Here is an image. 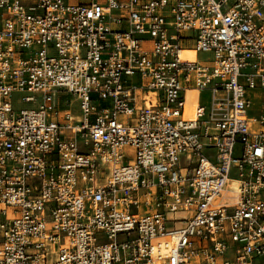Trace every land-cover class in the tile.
Here are the masks:
<instances>
[{
	"label": "built area",
	"instance_id": "2783aa9c",
	"mask_svg": "<svg viewBox=\"0 0 264 264\" xmlns=\"http://www.w3.org/2000/svg\"><path fill=\"white\" fill-rule=\"evenodd\" d=\"M257 89L264 0H0V264H264Z\"/></svg>",
	"mask_w": 264,
	"mask_h": 264
},
{
	"label": "rangeland",
	"instance_id": "374dc122",
	"mask_svg": "<svg viewBox=\"0 0 264 264\" xmlns=\"http://www.w3.org/2000/svg\"><path fill=\"white\" fill-rule=\"evenodd\" d=\"M70 1H77V0H70ZM211 58V54L209 53H200L199 54V59L205 63H209V60ZM146 93H149L151 95V91H147L145 93L142 94V100L145 101L146 100V96L145 94ZM250 97L252 98L253 100V107L252 109L250 110V114H255V115H258L259 114V111H260V106L262 103H264V90L263 89H257V90H252L250 91ZM23 95L20 94V93H15L13 94V101H14V105L15 107L17 108H22L24 106H28V105H24L20 102V99ZM94 97H96V95H93ZM75 97L73 96H60L59 98V103H60V106H61V109H65L68 105H67V100H74ZM209 99H210V95L208 92H205L202 94V101H203V104L207 105L209 103ZM79 103L74 101L72 103V112L75 113V114H78L80 112L79 110Z\"/></svg>",
	"mask_w": 264,
	"mask_h": 264
},
{
	"label": "bare ground",
	"instance_id": "6f19581e",
	"mask_svg": "<svg viewBox=\"0 0 264 264\" xmlns=\"http://www.w3.org/2000/svg\"><path fill=\"white\" fill-rule=\"evenodd\" d=\"M183 54H185V57H187L188 59H191V60H195L196 59L195 52L186 51ZM151 96H152L153 100H156V93L151 92ZM143 105H145V106L148 105L147 100L143 101Z\"/></svg>",
	"mask_w": 264,
	"mask_h": 264
}]
</instances>
